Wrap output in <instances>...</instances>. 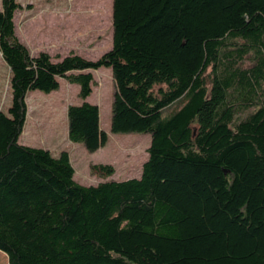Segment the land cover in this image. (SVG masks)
<instances>
[{
	"label": "trees",
	"instance_id": "trees-1",
	"mask_svg": "<svg viewBox=\"0 0 264 264\" xmlns=\"http://www.w3.org/2000/svg\"><path fill=\"white\" fill-rule=\"evenodd\" d=\"M112 46L97 59L33 54L2 0L0 250L9 264H264V0H113ZM115 83L111 131L151 133L141 174L75 179L70 152L21 141L27 94L79 85L68 136L109 139L86 98L94 71ZM1 264V263H0ZM3 264V263H2Z\"/></svg>",
	"mask_w": 264,
	"mask_h": 264
},
{
	"label": "rangeland",
	"instance_id": "rangeland-1",
	"mask_svg": "<svg viewBox=\"0 0 264 264\" xmlns=\"http://www.w3.org/2000/svg\"><path fill=\"white\" fill-rule=\"evenodd\" d=\"M21 8L15 13L16 33L33 54L48 51L55 60L70 52L97 59L112 46L113 0H18ZM2 0H0V8ZM60 56V57H59ZM10 68L0 52V109L11 103ZM95 83L86 100L98 104L101 127L109 139L96 151H89L83 142L68 136L67 109L79 104V85L63 80L51 93L34 90L27 94L28 115L21 141L49 148L54 154L62 149L70 152L75 179L82 184H95V164H113L109 179H125L141 174L148 157L151 133L111 131L112 103L115 83L110 68L94 71ZM0 263L9 264L0 250Z\"/></svg>",
	"mask_w": 264,
	"mask_h": 264
}]
</instances>
